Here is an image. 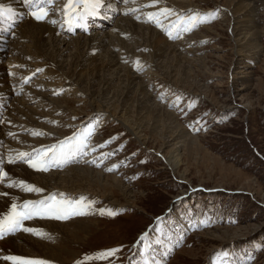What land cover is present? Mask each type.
<instances>
[{
  "label": "rangeland",
  "instance_id": "374dc122",
  "mask_svg": "<svg viewBox=\"0 0 264 264\" xmlns=\"http://www.w3.org/2000/svg\"><path fill=\"white\" fill-rule=\"evenodd\" d=\"M174 1L159 0V3H154L155 6H145L153 3V0H142L143 5L134 0H123V10L105 30L106 33L109 31V38L118 44L114 46L109 43V49L117 52L119 63L131 67V71L139 76L138 79L144 81L155 104L174 113L172 117L166 118L168 121L154 119L155 114H144L146 118L142 141L121 118H115L109 111H105L104 115H85L89 110L87 94L74 79L63 71L58 72L56 65L52 63L46 65L54 66L51 71L54 72L55 79L48 80L44 77L45 85L35 87L37 91L49 92L46 94L49 95L50 105H44L45 108L41 102L42 97L30 102L25 99L26 96L17 95L47 118L41 120L40 125V118L37 116H34L38 119L37 123L33 124L25 115L16 114L15 117H19L24 124L43 127L39 131L43 133L41 135H34L32 131L36 130L32 129L19 133L22 137L12 139L11 142L19 147L18 150H32L33 148L28 147V140L41 145L45 143L42 146L48 147L91 126L88 157L80 164L61 169L59 173L64 174L69 168L80 165L107 175H115L122 180L120 185L116 183V187L111 188L114 189L113 192L86 185L79 188L86 193L65 195L74 201L83 196L86 197L85 203L94 202L89 204L88 209H83L85 214L74 215L66 220H43L65 223L68 226L77 220L98 223V230L92 229L88 238L80 243L66 236L61 238L62 244L78 253L70 261L50 259L53 264H76L78 260L83 261L85 256L115 248L120 251L114 256L89 259L85 264H140L146 242H151L152 249L148 255L153 263L159 262V259L157 264H222L225 260L229 264H264V0L259 2L256 13L253 14L258 21L257 29L246 34L251 42L247 48H241L247 63L242 55L236 53L237 44L244 38L239 39L231 29L233 18L235 21L239 18L230 15V7L228 9V6H224L223 0H176L184 5L183 8L174 4ZM225 1L232 3L235 0ZM250 3L251 1H246L243 9ZM157 5L174 10L172 15H168L171 20L179 15L186 18L195 12L202 15L215 12L216 15L215 18L206 17L204 23L189 32L174 34L173 31V35L169 37L167 31L161 30L154 21L150 23L141 18L143 12H157L160 9ZM134 6H140V10L136 12ZM55 12L58 14L57 9ZM124 19H128L127 23ZM133 23L147 25L155 31L157 29L169 42L181 46L176 47L188 59L173 68L176 69V74L175 70L166 71L169 64L164 63L165 68L162 67V59H156L158 57L152 48L148 50L149 47L144 48L147 46L141 47L136 43L137 38L129 28ZM13 35V39H16L15 33ZM18 47L16 53L3 54L4 61L8 56L10 59L7 61L12 60L7 67L9 76L16 79L24 77L28 73L20 71L25 69L26 72L31 71L30 74H36L37 67L32 69V61L27 64L23 48L20 44ZM130 54L135 57L134 61L131 56L128 57ZM149 60H153L152 64ZM22 62L26 67L20 70ZM1 63L2 59L0 65ZM15 68L18 70L15 71ZM37 77H41V74L35 78ZM62 89L64 92L60 91ZM119 89L122 90V87ZM56 90L60 93L55 94ZM50 97L62 99L63 107ZM133 100L129 102L128 111L130 119L136 122L138 119L135 120L137 112L134 110ZM69 109L79 110L82 114H72L73 111ZM92 109L94 110L93 107ZM116 115L121 116L119 113ZM169 121L174 123L165 129ZM8 126H13V122L9 121ZM44 126H48L49 130ZM11 133L13 135L10 137H15L16 133ZM182 139L196 144L188 147L179 142ZM6 148L11 152L10 142L5 146V152H8ZM175 150L180 156L177 168L172 170L167 158ZM24 166L25 163L21 170ZM1 187L2 184L0 193ZM101 210H104V214H101ZM109 211L114 215H109ZM40 222L42 221H27L25 227L36 228ZM145 232L149 234V240L137 243ZM20 233L31 237L29 232L22 230ZM31 238L34 239V236ZM157 239L162 243H155ZM2 244L0 254L6 249ZM224 253L228 256L224 257ZM2 263H6V260Z\"/></svg>",
  "mask_w": 264,
  "mask_h": 264
},
{
  "label": "bare ground",
  "instance_id": "6f19581e",
  "mask_svg": "<svg viewBox=\"0 0 264 264\" xmlns=\"http://www.w3.org/2000/svg\"><path fill=\"white\" fill-rule=\"evenodd\" d=\"M134 1L139 2L140 5L144 4V2H141L142 0H139V1L134 0ZM246 1H251V3L247 5V8L243 9L244 3ZM260 1L261 0H235L234 1L235 3L234 2L228 3L227 1L223 0V5L228 6V9L230 7L229 9L230 15L232 17L239 18V20L237 21H235L233 18V25L231 29L233 31V34L239 37V39L241 38L242 40L244 38V40L241 43L237 44L240 47L238 48L237 46V49H236V53L242 55L244 57V61L246 59V56L242 54L243 52L242 49L247 48L248 44H250L251 42V39L249 38V36H246V34L248 31L254 28L257 29L258 21L255 20V17L253 16V14L256 13V10L258 8ZM0 3H3L6 6L10 5L12 7H16L17 5L21 4V1L20 0H0ZM174 4L179 5L181 7L184 6L182 5L180 1H176V0L174 1ZM147 5L148 3L146 4V6ZM149 6H151V4H149ZM158 7H160V5ZM21 10L24 12V16L23 15L19 16L20 18L17 24L18 27L14 31L17 38L15 39L14 37L13 39L12 37L9 40L4 39L0 42V47H1L0 60L1 59L3 60V63H1L0 65V98L9 102L6 110L4 111L2 123H0L2 124L0 125V161H2L4 165V171L8 173V179L11 182L24 180L29 184L35 185L38 188H42L43 191L40 193L25 192L19 187H8L7 185L6 186L3 185L2 183L1 193L7 192L8 195L0 196V214L8 211L9 207L11 206L13 197H18L19 199L17 200V203H21L24 200H35L39 198L42 199L44 197H47L49 194H57V198H60L58 194H60L61 192L65 193V195H70V194L79 195L82 192L86 193V191H82L81 189H79L86 185L87 186L90 185L91 187L98 186L104 190L110 189V192L111 191L113 192L114 189H111V188L116 187V183L119 185L122 183L121 178H118L115 175H107V174H104L102 171H96L94 169H91L90 167H85V166H80V165L69 168L63 174V173H59L60 171H58V173H56V171L53 173H45L42 171H38L36 169L29 167L27 163H25L23 170H21V167L24 164L23 162L21 163L17 162L15 164L8 163L9 156L13 157V156H16L20 152L27 151L24 149L18 150L19 147L15 144V142L14 143L11 142L12 139L16 138V136H21L19 134L21 132L25 133L32 129H35L36 131L43 130V127L41 126H33V125L30 126L29 124L22 123L20 121L21 119L20 120L18 119L19 117L18 118L15 117L16 114L20 116H22L21 114H23V116L25 115L26 118L30 119V121L33 122V124L37 123L36 120H38V119H35L34 116L35 117L37 116V118L38 117L40 118L39 120V124L41 123L40 125H42L41 120L47 119L45 117L46 115L43 116L44 114L43 115L39 114L41 112L38 113L37 111H35V109H33L31 105H29L25 101H22L20 99L21 97L19 98L18 96L22 94L23 96H26L25 99H28L30 102L37 101L39 97H42L41 102L43 103V106L45 105L47 107L48 105H50V99L48 98L49 95L47 96L46 94L47 91L45 93L44 91H37L35 87L36 85H45L44 83L45 80L43 79L44 77L48 80L55 79L54 72L51 71V69H53L55 65H56V69H58V72L63 71L64 74L69 76V78L74 79L81 86V88L85 91V94H87L86 100L89 103V110L84 113L85 115H89V116L104 115L105 111L107 112L109 111L110 113L113 114V116H115V118L116 117H118L119 119L121 118V121L124 124H126L130 128L131 132L135 136H137V138L141 141L143 139V135H142V133L144 132L143 126H144V120L146 118V115L144 114H149V115L155 114L154 119L156 120L162 119L165 121L167 120L166 118H170L174 115V113L168 111V109H166L165 107L155 104V102L153 101V98L150 96V94L147 91L148 88L146 89L147 86L145 85L144 81L138 79L139 76H137L135 73L131 71L130 69L131 67L129 68V66L119 63L118 60L120 57L116 55L117 52L114 53L111 49H109L110 47L109 43L114 44V46L118 45L109 38V35L107 34L109 31L106 33L105 30H101V31L97 30L93 32L91 35L88 34L90 36H88L87 34H76L74 36L66 35L64 34L63 29L61 28L60 24L57 23L56 25H53L52 23L47 22V21L38 22L32 17H30L28 13H26L25 10L23 9ZM121 10L123 9L121 8ZM54 17L56 18V20L59 21L58 15L56 12L54 13ZM123 21L127 23L128 19H124ZM229 21H231V18L229 19ZM129 28H130V31L134 34V36H136L137 38L136 43L139 44V46L140 45L141 47L147 46L144 48L149 47L148 50L152 48V50L155 51L156 56L158 57L156 59L157 60L162 59L161 65L163 68H165V65H163L164 63L169 64V66H166V71L173 72L175 70L174 72L176 74V69H173V68L177 64L180 65V62L185 63V61L188 59L184 55V53L182 54V52L177 49L179 47L178 45H175L169 42L165 36L161 35L162 33L157 31V29L155 31L149 28L147 25L134 24V23L130 24ZM18 31L20 33H17ZM123 33L125 34L124 31ZM122 42L124 43V41ZM19 44L23 48L22 50L24 52L22 53L27 61V64L32 61L31 62L32 69L37 67V69H42L43 71H39V72L37 71L36 74L34 73L30 74L29 72L31 71H29L30 69L28 68L29 72H26V69L23 71H20L25 74L28 73L24 77L16 79L14 77L9 76L7 67L9 66L10 63H12L11 62L12 60L7 61L8 59H10L8 56V59L4 61L3 56L7 54L8 52L16 53L19 48L18 47ZM129 52H132V51H129ZM254 54L258 55V53H254ZM129 56H131V54L128 55V57ZM151 56L149 57L152 58ZM149 57L147 58L149 59ZM29 58L30 60H28ZM123 58L124 57H122V59ZM132 58L131 59L134 61L135 57H132ZM247 61L245 62L247 63ZM157 62H160V61H157ZM48 63L49 64L52 63L54 66L53 67L49 65L47 66L46 64ZM126 63L129 64L128 62ZM159 64L160 63H158V65ZM20 66L21 67L20 68L18 67V68L21 70L23 69V67H26V64L22 62ZM18 68H15V71H17ZM38 74H41V77L35 78ZM59 75L61 74L59 73ZM243 77L246 78V76H243ZM34 78L37 79L38 82H36ZM62 81L64 82V80ZM47 84L48 83H46V85ZM116 86L118 89L116 88ZM120 86L122 87V90L119 89ZM60 91L64 92V89ZM60 91L56 90L55 94L57 92L59 94ZM109 94H111L112 96L110 97ZM50 98L52 99V97ZM131 99H134L133 102H135L134 110L135 112H137V117L135 120L138 119V121L136 122L130 119L131 115L129 114V111H128V109L130 108L129 102L131 101ZM52 100L55 101L56 103H59L58 104L59 106L61 104V106L63 107L64 104L61 101L62 99L59 100V98L54 97ZM69 102H70V99H69ZM126 104H127V108H126ZM92 107L94 108V110L92 109ZM72 109H69L73 111L72 114L80 115L81 111L79 112V110H76V109L72 110ZM118 113L121 116H117L116 114ZM59 115L60 114H58V116ZM55 116H52V117H55ZM9 121L13 122V126H8ZM169 122H170L169 125H167L165 129L170 128L172 123H174V121H169ZM45 124L48 125L47 123ZM164 124H166V122H164ZM47 128L45 127V129ZM53 130H55V128ZM59 130L61 129H58V131ZM11 132L16 133L15 137H12V138L10 137L9 133ZM171 134H173V132ZM176 135L178 134L176 133ZM42 136L44 137L45 135H42ZM173 136L175 137V135ZM46 139H42V141L43 140L47 141L48 139L47 140ZM18 141H21V140H18ZM9 142L11 146V152H9L8 148H6L7 151L9 152L8 153V152H5V146H7ZM179 142L185 144L188 147L196 144V143H192L191 140L187 142V139L185 140L182 139ZM27 143L29 144L28 147L33 148V149L38 148V147H44L42 145H45V143L44 144L42 143V145L39 144L38 142L34 143L32 140H28ZM179 156L180 154L177 150H175L171 155L168 156L167 162L169 163L172 170H175L177 168V165H178L177 162H178ZM16 168H18V170H16ZM89 193L91 194V192ZM95 195L93 194V196ZM7 205L9 206L6 209ZM49 219L50 218L39 219L42 222H40L39 225H37L38 227L35 228V229L42 230L47 235L39 236V235L30 233L29 235L31 237L34 236V239H33L29 237L28 235L22 236V234L20 233V234L11 235L7 237L6 239H4L6 241L3 242V244L2 243L1 244L6 249H3V254H0V264H13L12 261H8V260H6V263H2L4 260L2 258V255L42 259V260L50 262V264L51 263L53 264V261H57V260L58 261L59 260L70 261L72 260V258H74L77 255L78 252L74 251L73 249L67 248L64 243L63 245L62 242H60V240H62L61 238L66 236L67 238L80 243L86 240V238H88V236L90 235V231L92 229L98 228L97 221H89V220L88 221L77 220L73 222L72 224H70L69 226L66 225L65 223L43 222V220L47 221ZM61 234H63L64 236H62ZM23 235H26V234L24 233ZM167 251L169 252V250ZM50 259H52L53 261H51ZM157 260L160 261L159 259Z\"/></svg>",
  "mask_w": 264,
  "mask_h": 264
},
{
  "label": "snow or ice",
  "instance_id": "6c2138e0",
  "mask_svg": "<svg viewBox=\"0 0 264 264\" xmlns=\"http://www.w3.org/2000/svg\"><path fill=\"white\" fill-rule=\"evenodd\" d=\"M54 0H23V3L29 8L30 15L38 22L47 21L52 24H56L55 19H50V5ZM104 0H68L64 5L63 15L64 23H66L71 30L73 27H85L86 19L88 16H94L99 14V9L103 6ZM153 3H159V0H153ZM56 9H51L55 11ZM174 10L171 8H160L157 12H148L147 16L153 20L158 27L161 26L159 17L162 15H172ZM16 11L13 7L5 6L0 3V22L11 21L14 19ZM216 13H204L195 12L189 16L178 17L175 24L170 29H165L169 37L173 35L175 30L177 34L179 32H189L199 24L205 22L206 17L215 18ZM139 18V17H137ZM139 62L137 61V64ZM36 71H43L37 69ZM34 135H41L43 133L39 131H33ZM92 134V129H88L82 132L80 135L73 134L72 137H66L64 141L58 142L57 145H52L45 149L35 150L33 153L20 152L16 157L9 156L8 163H15L17 159L24 160L29 167L38 171H48L50 167L62 166L68 163L72 157L78 152H83L88 147V141ZM9 135H13L9 133ZM2 164V161H0ZM111 170V169H109ZM8 177V173L0 167V182ZM8 187H19L25 192H37L43 191L42 188H38L35 185L29 184L24 180L13 181L7 185ZM7 192L0 193V196H7ZM60 198H57V194H49L47 197L37 200H24L22 203H17L18 197L12 198L11 206L7 212L0 214V238L8 234H13L18 230L33 233L35 235L44 236L47 235L40 229L29 228L24 226V221L31 220L34 217L52 218L57 220H65L74 215L85 214L83 209L87 208L89 204L94 203L89 201L85 203L86 197L81 196L79 200H72L67 198L65 194H58ZM101 214H104V210H101ZM109 215H114L113 212H108ZM160 219V218H157ZM149 240V234L147 232L142 233L137 243L146 242ZM157 244H161L162 241L157 239ZM151 242H146L143 245V257L140 264H153V261L149 257L148 253L151 251ZM119 248L106 249L91 256H85L83 261H76V264H85L89 259H107L114 256L119 252ZM224 257L228 254L224 253ZM3 259L12 261L13 264H50V262L42 259L26 258L20 256H4ZM222 264H229L227 260Z\"/></svg>",
  "mask_w": 264,
  "mask_h": 264
}]
</instances>
